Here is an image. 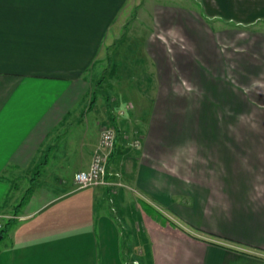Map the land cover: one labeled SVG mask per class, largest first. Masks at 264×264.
<instances>
[{
  "label": "crops",
  "instance_id": "0c3cea01",
  "mask_svg": "<svg viewBox=\"0 0 264 264\" xmlns=\"http://www.w3.org/2000/svg\"><path fill=\"white\" fill-rule=\"evenodd\" d=\"M145 1L0 0V264H264V132L150 138V122L135 148L133 120L129 132L118 128L109 184L76 188L74 173L89 167L101 128L122 124L103 94L105 111L89 134L92 93L82 102L93 78L138 77L134 96L154 100L161 74L168 90L177 84L183 94H202L206 81L205 122L209 110L219 118L216 107L263 104V93L237 90L232 58L217 56L218 68L206 61L198 71L159 73L155 16L141 20L157 4ZM193 1L212 18L250 27L247 72L263 80L264 0ZM158 6L166 32L196 13L179 0ZM175 13L182 18L172 23ZM218 76L228 81L226 96L212 94ZM135 102L131 117L143 108ZM116 232H129L130 241Z\"/></svg>",
  "mask_w": 264,
  "mask_h": 264
},
{
  "label": "rangeland",
  "instance_id": "374dc122",
  "mask_svg": "<svg viewBox=\"0 0 264 264\" xmlns=\"http://www.w3.org/2000/svg\"><path fill=\"white\" fill-rule=\"evenodd\" d=\"M144 1L145 0H141V6ZM163 1L165 0H155L157 4L156 13L145 11L141 14L143 15V19H141L143 20L142 24L145 23V25L150 23L149 19L152 16H155V27H153V30L151 29V35L152 37L164 40V46L163 42L159 41L157 38V45H154V50L158 59L157 65L159 73H162V70L169 69L198 71L201 67L206 68L210 63H217L215 64V67L218 68L220 60L217 56L220 55L221 57L232 58V60L234 59V65H237L235 70L237 71L234 73L231 72L230 76H235L236 88L238 91H246L248 93L252 90L258 92V94H264V89L261 88L264 87V79L262 80L259 75H253L250 77L247 72V68H249V64L254 58L252 52L254 45H251L249 42L250 27L246 26V28L244 23L225 20L222 17L212 18L211 16L205 14L201 8L199 9V7L195 6V2L193 0H179L181 2L184 1L186 6L193 7V9H190L192 11L195 10L196 13L192 12L194 15L187 14L189 18L184 16L186 20L178 24H176V22H172V17H177L176 20H178V18H182V15L175 13V15L170 17L174 26L166 32V30L160 26L161 16L158 12V9L160 8L158 4L163 3ZM150 2V0H146L145 6H150ZM143 27L145 26L143 25ZM209 35L213 37V40ZM247 37L249 39L245 40ZM164 54L168 56L167 61L163 60ZM134 57L137 58L136 55H134ZM245 60L248 61V65H246ZM206 61H210V63L206 64ZM222 68H227V62H225V65L222 66ZM232 68L233 66L230 67V70ZM106 75H108V73ZM93 79V86L82 102L87 103L92 92H94L97 96L95 106L91 111L92 113L89 115V134H91L93 130L92 118L100 119V116L103 115V111H105L106 97L104 95H108L110 98L113 97L110 100L112 104L111 108H113V111L118 115V119L120 121L118 122L122 123L120 126H117V129L119 128L122 132H129L131 125L134 122L133 120L139 121L137 129L136 127L133 128V132H137L135 134L131 133V135L133 136V141L138 139L140 142L141 138L144 137L147 132L148 123L150 122H152L151 135L149 136L150 138L154 132L158 134L165 133L168 137H170L172 133L173 138L175 136L183 138L186 135H192L196 130V125L193 126L194 122H197L198 120L205 122L206 119L204 118L206 117V114L204 113L208 111V108L211 109L212 103L208 102L211 92L205 91V85L209 84L206 81L204 83L205 85L203 87L201 86L200 93L202 94H199V92L195 89L183 94L178 92L179 86L177 84L173 85V88L168 90L164 84V80L166 78H164L161 74L158 78L160 83L159 94L157 93L154 100V95L151 93L147 99H145L146 97H143L140 93L134 96L135 93H133L131 84H134L137 88L139 82L138 77H96ZM185 79L193 81V79L195 80L197 78L185 77ZM231 79L235 82V79ZM248 79V85H244L245 80L247 83ZM215 84H217V86L212 94L217 96H226L227 85H229L228 81H223L218 76ZM193 86L194 84H192V87ZM116 87L117 89H115ZM76 95H78V91L76 92ZM238 96L240 97L241 95ZM223 101H225V99ZM132 102H135V104L138 103L139 106L143 107L140 110H135V117H131V110L130 108H127L129 104L134 106ZM196 105L202 106L204 110ZM219 105L220 103L218 106ZM222 105H224V102H222ZM238 105L240 107H229L230 111L224 109L221 110L216 107L215 110L217 113H220V116L219 118L215 117V119H212V110H209L210 112H208L207 125H209L210 128L207 132L221 133L225 131L227 132V130L231 132L233 131L236 134L264 132V101L263 104L258 101L254 102V104L248 108H243L240 104ZM147 107H150L148 114ZM120 111L122 112L120 113ZM163 112L165 118L162 117ZM228 119L230 120V123H228ZM143 128L144 131L142 130ZM146 146L148 147V145ZM95 233L96 236L99 235V232ZM116 234L119 236V241L123 244L127 243V239L129 241L131 239L128 238L129 232H116ZM81 243H83V241Z\"/></svg>",
  "mask_w": 264,
  "mask_h": 264
},
{
  "label": "built area",
  "instance_id": "2783aa9c",
  "mask_svg": "<svg viewBox=\"0 0 264 264\" xmlns=\"http://www.w3.org/2000/svg\"><path fill=\"white\" fill-rule=\"evenodd\" d=\"M116 135L117 132L113 126H104L101 128L98 145L92 154L89 167L85 170H79L74 173L73 178L77 189L109 184V181L106 179L107 165L110 154L115 145ZM140 143V140L136 139L133 141V146L139 147ZM1 227L2 222L0 219V229ZM133 263L140 264L136 260Z\"/></svg>",
  "mask_w": 264,
  "mask_h": 264
},
{
  "label": "trees",
  "instance_id": "16d2710c",
  "mask_svg": "<svg viewBox=\"0 0 264 264\" xmlns=\"http://www.w3.org/2000/svg\"><path fill=\"white\" fill-rule=\"evenodd\" d=\"M100 83V82H99ZM96 101V94L94 93V92H92V96H91V102H95ZM206 121V120H205ZM203 122V121H202ZM208 124V122H203V123H200V124H198V125H196L195 127H196V130H195V132L196 133H206V134H209V133H212V132H207V130L210 128V126L209 125H207ZM113 127H115L116 128V126L115 125H113ZM213 127V126H212ZM116 132H117V135H116V140H115V145H114V148H113V150H112V152H111V154H110V157H109V160H108V164H109V161H110V159L114 156V154H115V151H116V147L118 146V129L116 128ZM42 163H44V161L42 162ZM41 163V164H42ZM107 167H108V165H107ZM4 231H5V228H4V226L3 227H1V229H0V236H2V238H3V236H4Z\"/></svg>",
  "mask_w": 264,
  "mask_h": 264
},
{
  "label": "water",
  "instance_id": "95a60500",
  "mask_svg": "<svg viewBox=\"0 0 264 264\" xmlns=\"http://www.w3.org/2000/svg\"><path fill=\"white\" fill-rule=\"evenodd\" d=\"M2 238V236H0V239Z\"/></svg>",
  "mask_w": 264,
  "mask_h": 264
}]
</instances>
